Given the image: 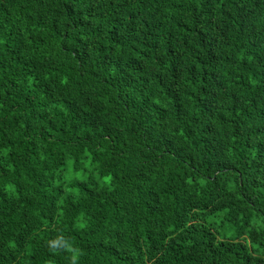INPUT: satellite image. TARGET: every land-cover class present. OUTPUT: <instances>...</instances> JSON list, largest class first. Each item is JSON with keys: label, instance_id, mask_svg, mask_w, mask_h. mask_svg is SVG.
<instances>
[{"label": "trees", "instance_id": "16d2710c", "mask_svg": "<svg viewBox=\"0 0 264 264\" xmlns=\"http://www.w3.org/2000/svg\"><path fill=\"white\" fill-rule=\"evenodd\" d=\"M264 264V0H0V264Z\"/></svg>", "mask_w": 264, "mask_h": 264}, {"label": "clouds", "instance_id": "9594fccd", "mask_svg": "<svg viewBox=\"0 0 264 264\" xmlns=\"http://www.w3.org/2000/svg\"><path fill=\"white\" fill-rule=\"evenodd\" d=\"M49 244L53 251H59L63 249L65 251L71 252L72 253L71 264H78V261H79L80 256L82 255V252L74 249L71 245L67 243V241L63 240V238L56 240V241H50Z\"/></svg>", "mask_w": 264, "mask_h": 264}]
</instances>
